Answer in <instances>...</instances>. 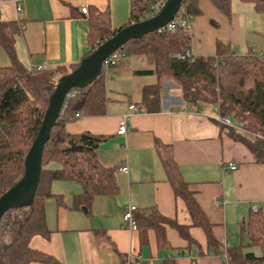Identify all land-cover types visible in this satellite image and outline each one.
I'll list each match as a JSON object with an SVG mask.
<instances>
[{
  "label": "crops",
  "instance_id": "0c3cea01",
  "mask_svg": "<svg viewBox=\"0 0 264 264\" xmlns=\"http://www.w3.org/2000/svg\"><path fill=\"white\" fill-rule=\"evenodd\" d=\"M81 8L87 9L86 15ZM198 8L201 13L191 19L188 46L195 57L213 56L217 43L236 55L263 52L264 17L251 3L231 0L228 15L209 0H199ZM129 16V0H0V22L18 26L14 43L18 62L27 72L43 66L42 75L53 83L60 77L58 69L69 70L91 52L92 21H107L110 30L117 31ZM9 65L0 47V68ZM146 70H153V64L145 56L122 55L111 76L103 75L105 114L79 116L65 124L69 135L101 138L96 160L102 168L113 170L116 191L93 197L87 208H76L74 198L82 195L79 183L50 184L52 197L44 201L48 234L33 236L29 247L56 264H124L128 255L140 258V264H162L166 258H174L176 264H227L225 249L245 241L240 226L251 206L264 208V164L257 163L230 133L248 139L253 135L234 128L235 133L220 123L213 104L183 103L178 88H170V83L163 86L160 110L148 111L142 91L158 79L155 74L137 73ZM129 105L142 106L145 113L131 115L127 133L119 136L118 123ZM158 145L170 150L180 179L212 226L217 247L209 246L204 231L192 225L184 201L168 181ZM52 164L53 168H45H60ZM229 164L236 169L229 170ZM122 166L127 173L120 171ZM128 206H134L137 213L156 211L184 228L191 243L169 223L162 225L164 247L153 229L142 242L140 233L128 230L123 221Z\"/></svg>",
  "mask_w": 264,
  "mask_h": 264
},
{
  "label": "trees",
  "instance_id": "16d2710c",
  "mask_svg": "<svg viewBox=\"0 0 264 264\" xmlns=\"http://www.w3.org/2000/svg\"><path fill=\"white\" fill-rule=\"evenodd\" d=\"M129 1V21L122 28L146 20L156 13L152 9L156 0ZM198 1L183 0L177 12H183L184 18L193 19L201 13ZM209 1L224 15L229 14L231 0ZM241 1L251 3L254 10L264 17V0ZM118 31H111L107 21L99 24L92 21L90 50L93 51ZM18 32L15 23L0 22V47L10 59L8 67L0 68V196L21 178L24 157L38 134L48 99L54 90L51 80L42 74L27 72L18 62L14 48ZM189 42V35L181 28L174 32L155 31L141 39L129 40L118 52L122 55L145 56L152 62L153 70L137 71L141 75L155 74L158 79L156 84L146 86L142 91V100L148 111L160 110L159 101L164 94L161 80L170 79L176 83L183 103L213 104L220 117L233 118L239 128L253 135L252 139H248L230 133L247 147L257 163L264 164V59L250 54L251 51L244 56L236 55L219 43L213 56L195 57L192 60L175 59L174 55L184 52ZM77 66L73 65L69 70L58 69L57 75L63 76ZM106 103L103 74L67 101L64 110L66 117L57 119L44 145L39 183L32 203L9 210L0 220V264H56L50 257L29 247L33 236L47 237L44 201L52 197L49 186L53 181H75L81 185L82 195L74 198L76 208H87L97 195L115 193L113 170L102 168L96 160L95 151L101 138L87 133L69 135L65 131V124L79 116H103ZM233 129L230 130L236 133ZM157 150L168 181L174 193L184 201L192 225L204 231L209 246L217 247L211 232L212 226L180 179L170 150L159 145ZM50 163H56L60 168L46 169ZM133 218L142 242L146 232L153 229L159 245L164 247L166 240L162 225L169 223L191 243L184 228L166 221L156 211L149 214L135 211ZM240 227L245 241L225 249L226 263L264 264V209L250 211ZM162 264H176V260L166 258Z\"/></svg>",
  "mask_w": 264,
  "mask_h": 264
},
{
  "label": "water",
  "instance_id": "95a60500",
  "mask_svg": "<svg viewBox=\"0 0 264 264\" xmlns=\"http://www.w3.org/2000/svg\"><path fill=\"white\" fill-rule=\"evenodd\" d=\"M183 0H165L150 18L120 29L114 36L98 45L78 66L54 82L38 134L24 157L21 178L0 196V220L11 209L29 206L37 189L44 145L64 104L65 95L72 89H84L102 74V62L118 52L129 40L141 39L172 21Z\"/></svg>",
  "mask_w": 264,
  "mask_h": 264
},
{
  "label": "built area",
  "instance_id": "2783aa9c",
  "mask_svg": "<svg viewBox=\"0 0 264 264\" xmlns=\"http://www.w3.org/2000/svg\"><path fill=\"white\" fill-rule=\"evenodd\" d=\"M165 0L162 1H157L153 6L152 9L157 12L160 7L164 4ZM16 11L20 12L21 8L19 7V5L16 3ZM81 13L83 15L87 14V9L86 8H81ZM190 22L191 19L190 18H184L183 16V12H177L174 19L172 21H170L169 23H167L164 27L159 28L156 32L157 33H162V32H174L177 28H181L183 30V32L186 35H189L190 32ZM250 54H256V56L258 58H263L264 59V54L263 52H257L255 50H251ZM122 54L119 52H116L114 54H112L111 56H109L108 58H106L103 62H102V74L105 77H109L111 76V69L116 65V62L119 58H121ZM174 58L177 60H185V59H194L195 56L191 53L189 47H187L185 49L184 52L182 53H178L174 55ZM44 70L43 66H37V67H32V69L29 71V73L31 74H42V71ZM80 93L79 89H72L71 91H69L66 95H65V100H64V104L62 106V109L59 113V117H66L64 110L66 108L67 105V101L70 99H73L75 96H77ZM145 113V109L142 106H135V105H129L128 106V110L126 112V114H124L118 123V128H117V135L119 136H124L127 131H128V123H129V118L131 115H139V114H143ZM75 117H78V115H76ZM219 122L222 123L223 125L230 127V128H235V129H239L242 130L241 128H239L238 126L233 125V123L230 121L229 118H225V117H220L218 118ZM228 169L233 171L236 169V167L232 164H229ZM120 171H122L123 173H127V167L126 166H122ZM257 206L256 205H252L251 206V211L252 212H256L257 211ZM136 211V208L134 206H128L125 213L123 214V221L125 223V226L128 230L130 231H134L136 232L137 230V225L136 222L133 218V214ZM225 259V257H224ZM140 264V258H135L132 255H128L125 263L124 264Z\"/></svg>",
  "mask_w": 264,
  "mask_h": 264
},
{
  "label": "rangeland",
  "instance_id": "374dc122",
  "mask_svg": "<svg viewBox=\"0 0 264 264\" xmlns=\"http://www.w3.org/2000/svg\"><path fill=\"white\" fill-rule=\"evenodd\" d=\"M264 18H262V20H263ZM263 22H264V20H263ZM263 29H264V27L262 28V31H263ZM255 46V48L256 49H258V46H256V44H254ZM145 58H147V57H145ZM147 60L151 63V61L149 60V58H147ZM165 83H170V85L169 86H171L170 88H175L176 87V83L175 82H173L172 80H170V79H163V80H161V84L164 86V84ZM174 93H177L178 94V92L177 91H173V94ZM230 119V121L233 123V124H236V121L233 119V118H229ZM51 165H53L52 163L51 164H49L48 166H47V168H53V166H51ZM264 209V208H263ZM252 250L254 251V248H252ZM257 253H258V251H257Z\"/></svg>",
  "mask_w": 264,
  "mask_h": 264
}]
</instances>
